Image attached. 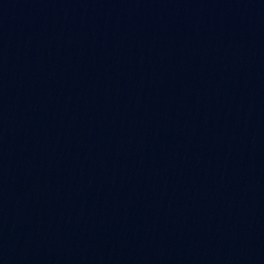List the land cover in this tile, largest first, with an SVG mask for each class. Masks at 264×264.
I'll use <instances>...</instances> for the list:
<instances>
[{
    "label": "water",
    "instance_id": "1",
    "mask_svg": "<svg viewBox=\"0 0 264 264\" xmlns=\"http://www.w3.org/2000/svg\"><path fill=\"white\" fill-rule=\"evenodd\" d=\"M0 264H264V0H0Z\"/></svg>",
    "mask_w": 264,
    "mask_h": 264
}]
</instances>
